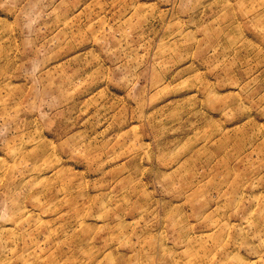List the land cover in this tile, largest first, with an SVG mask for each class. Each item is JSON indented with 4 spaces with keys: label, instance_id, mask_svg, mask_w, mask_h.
Instances as JSON below:
<instances>
[{
    "label": "rangeland",
    "instance_id": "rangeland-1",
    "mask_svg": "<svg viewBox=\"0 0 264 264\" xmlns=\"http://www.w3.org/2000/svg\"><path fill=\"white\" fill-rule=\"evenodd\" d=\"M0 264H264V0H0Z\"/></svg>",
    "mask_w": 264,
    "mask_h": 264
}]
</instances>
